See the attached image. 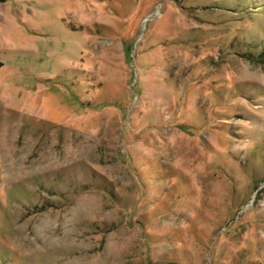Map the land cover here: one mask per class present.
<instances>
[{
    "label": "rangeland",
    "instance_id": "rangeland-1",
    "mask_svg": "<svg viewBox=\"0 0 264 264\" xmlns=\"http://www.w3.org/2000/svg\"><path fill=\"white\" fill-rule=\"evenodd\" d=\"M0 13V264H264V0Z\"/></svg>",
    "mask_w": 264,
    "mask_h": 264
},
{
    "label": "crops",
    "instance_id": "crops-1",
    "mask_svg": "<svg viewBox=\"0 0 264 264\" xmlns=\"http://www.w3.org/2000/svg\"><path fill=\"white\" fill-rule=\"evenodd\" d=\"M2 17H4L3 15H1V13H0V18H2ZM1 20V19H0Z\"/></svg>",
    "mask_w": 264,
    "mask_h": 264
}]
</instances>
